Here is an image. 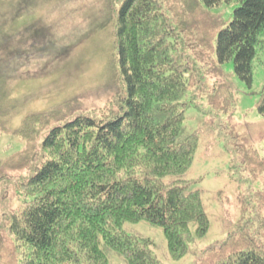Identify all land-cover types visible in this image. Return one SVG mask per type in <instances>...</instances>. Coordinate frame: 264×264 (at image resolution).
I'll list each match as a JSON object with an SVG mask.
<instances>
[{
    "label": "trees",
    "instance_id": "16d2710c",
    "mask_svg": "<svg viewBox=\"0 0 264 264\" xmlns=\"http://www.w3.org/2000/svg\"><path fill=\"white\" fill-rule=\"evenodd\" d=\"M234 1L227 20L210 12L222 0H120L105 72L113 94L99 107L84 109L73 97L12 128L11 83L0 66V133L25 143L0 160V194L21 197L1 214L0 264H108L106 250L125 264H163L149 238L122 230L126 221L160 226L173 259L205 235L200 192L182 178L197 134L185 132L181 100L200 83L192 59L205 64L207 55L232 61L251 83L257 49H264V0ZM206 100L215 113L230 114L236 97L221 84ZM256 109L264 117V85ZM224 130L244 171L264 174V154L243 145L230 123ZM252 200L257 225L245 219L242 199L239 230L203 249L194 264H264V188Z\"/></svg>",
    "mask_w": 264,
    "mask_h": 264
},
{
    "label": "rangeland",
    "instance_id": "374dc122",
    "mask_svg": "<svg viewBox=\"0 0 264 264\" xmlns=\"http://www.w3.org/2000/svg\"><path fill=\"white\" fill-rule=\"evenodd\" d=\"M119 2L0 0V66L7 70L11 83L10 127H18L28 113L46 111L73 97L88 110L102 106L113 94L105 72L114 45L112 21ZM236 5L234 0H222L210 12L228 20ZM192 60L200 83L189 88L181 102L185 132L197 134V146L182 178L191 181V190L200 192L207 231L195 237L183 257L173 259L160 226L144 220L122 225L129 234L149 238L152 254L163 264H194L203 249L238 231L242 199L248 204L245 219L257 225L252 197L264 188V174L252 178L244 171L237 148L224 130V124L230 123L243 145L264 154V117L256 109L264 85V49H257L250 84L235 74L232 61L218 62L215 54L207 55L205 64ZM221 84L236 97L230 114L215 113L207 104L206 94ZM24 145L11 131L1 132L0 160L21 151ZM171 179L168 176L165 181ZM5 192V196L0 194V231L1 214L21 201L14 191ZM106 254L108 264H125L113 250Z\"/></svg>",
    "mask_w": 264,
    "mask_h": 264
}]
</instances>
